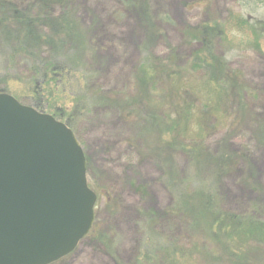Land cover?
Instances as JSON below:
<instances>
[{
	"label": "rangeland",
	"instance_id": "1",
	"mask_svg": "<svg viewBox=\"0 0 264 264\" xmlns=\"http://www.w3.org/2000/svg\"><path fill=\"white\" fill-rule=\"evenodd\" d=\"M18 14L40 57L77 64L48 105L97 196L92 229L54 264H264V0H0V88L31 106L12 82ZM225 213L253 222L216 238L207 223Z\"/></svg>",
	"mask_w": 264,
	"mask_h": 264
},
{
	"label": "water",
	"instance_id": "2",
	"mask_svg": "<svg viewBox=\"0 0 264 264\" xmlns=\"http://www.w3.org/2000/svg\"><path fill=\"white\" fill-rule=\"evenodd\" d=\"M96 194L74 133L0 93V264H54L94 223Z\"/></svg>",
	"mask_w": 264,
	"mask_h": 264
},
{
	"label": "trees",
	"instance_id": "3",
	"mask_svg": "<svg viewBox=\"0 0 264 264\" xmlns=\"http://www.w3.org/2000/svg\"><path fill=\"white\" fill-rule=\"evenodd\" d=\"M14 18L15 19H12L13 23L15 25L16 24L19 25L18 28H21V30L24 33V36H25L24 47L27 48L28 52L27 53L23 52L24 53L23 56L18 55L19 57H22V59L24 60V61L20 60V62H22L24 64V66L26 67V71L24 70L23 72H21V73L25 72V77H23V78H20V77L17 78L16 77V79H13L12 82L16 83V84H18V83L24 84V87L29 92V95L33 96L34 99L37 100L36 103L33 102L34 105H31L29 107H32L33 109H35L36 111H38L40 113L49 114L52 117H54L56 120L62 121L64 123H66V125L68 127H70L69 122L67 120L65 121L63 119V117H62L63 115H60L55 111L52 112L49 109L48 99L54 98L53 96H50V95H58V96L61 95L62 96L63 94H65L63 83L60 84V82L61 81L63 82V80L65 79L64 81H67V84L65 87H67L68 82H69L68 78H70V75H72V73H75V70H76L75 65H77L76 62L73 61V59H71L70 61H68L67 59H64V58L58 59V57H56V56H52L50 58L40 57L38 54V51L35 50V48H34L33 41L35 38L38 39V37H42V35L37 32L34 21L31 18H28V17L21 15V14H18L17 17H15V15H14ZM44 39H46V38L44 37ZM16 57H17V55L13 53L12 58H16ZM146 65H147V63H146ZM147 68L148 67H146V69ZM142 69H145V68H142ZM147 70L149 72H151L150 66ZM225 74L228 76V78H227V76L222 75V74H221L220 79L217 77L218 80H216V83L218 84L219 89L221 87V82H220L221 80L231 79L234 76V75H230L228 72ZM82 77H83V75H82ZM222 85H223V87L225 86L224 84H222ZM8 90H9L8 88H0V93L9 94L10 91H8ZM11 94L12 93H10V95ZM236 95L238 96V91H237ZM11 96H13L16 100H18L17 98H19L18 95L15 96L14 94H12ZM38 97H41V98L39 99ZM243 97L246 98V96H243ZM43 98H46V100ZM29 99L31 101H33V99L31 97ZM74 101H75L74 104L78 105L77 104L78 100L75 99ZM19 102H21V101H19ZM23 105H25V104H23ZM218 152L219 151L217 150L216 151V154H217L216 158L219 159V164H218V160L216 161L217 171L221 170L226 165V162L224 161V156L222 154H218ZM212 166L213 165L202 166V167H200V170L203 171L205 169L212 168ZM213 183L214 182L211 180L209 187H207L209 192L206 191V193L209 194L210 196H212L214 193ZM168 185L172 186V179L171 178H168ZM88 186L90 187V181H88ZM191 188H193V190L196 191L199 188L198 183L195 182V184L193 186H191ZM246 219L247 218H243L241 216L238 217L236 215L229 214V213L219 214V215H216L215 219L213 218V219L208 221V223H207L208 228L207 229L209 231V234L216 235V238L219 237L220 235H223L225 238L227 236H229L231 238L233 236L236 237V236H239L242 234V231L240 229H238L240 226H244L246 224H249L248 222H253L251 220H246ZM248 227H252V225H250ZM245 238H248V236L247 235L243 236L242 241ZM219 241H220V239H219ZM228 242H229L230 246H233V244H234L233 241H228ZM228 242H225L224 244L228 245ZM229 249H231V247ZM173 256L178 257L176 250H173ZM172 261L174 262V259Z\"/></svg>",
	"mask_w": 264,
	"mask_h": 264
}]
</instances>
